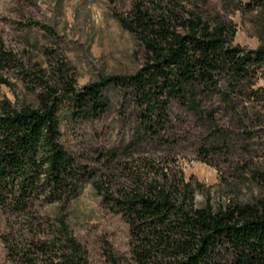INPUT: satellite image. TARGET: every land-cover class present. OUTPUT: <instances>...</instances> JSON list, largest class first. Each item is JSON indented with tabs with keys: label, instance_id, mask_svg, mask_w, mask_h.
I'll return each instance as SVG.
<instances>
[{
	"label": "rangeland",
	"instance_id": "1",
	"mask_svg": "<svg viewBox=\"0 0 264 264\" xmlns=\"http://www.w3.org/2000/svg\"><path fill=\"white\" fill-rule=\"evenodd\" d=\"M140 3L152 15L191 12L210 25L219 21L244 51L264 46V0H0V104L35 106L36 78L49 81L59 68L76 90L134 75L149 55L120 19ZM219 88L198 93L196 106L171 99L163 128L150 131L131 89L107 85V109L93 118L73 115L64 99L61 143L86 171L85 183L68 202H41L31 216L0 209V264H57L68 253L65 235L80 245L83 264H130L129 226L106 196L138 181L183 179L199 207L264 203V67L230 103L225 83Z\"/></svg>",
	"mask_w": 264,
	"mask_h": 264
},
{
	"label": "trees",
	"instance_id": "2",
	"mask_svg": "<svg viewBox=\"0 0 264 264\" xmlns=\"http://www.w3.org/2000/svg\"><path fill=\"white\" fill-rule=\"evenodd\" d=\"M173 11L152 15L135 4L120 25L142 43L149 60L128 77L115 76L76 90L61 68L53 78L37 77L35 106L0 104V209L31 216L37 204L68 202L81 191L86 171L61 143L58 111L64 99L73 115L93 118L107 109L103 89H131L144 109V126L163 128L168 102L196 106L198 93L221 91L230 103L241 86L264 67V46L244 51L232 46L231 29L210 25L197 14ZM181 23L183 33L176 30ZM10 58L3 57L2 60ZM232 93V94H231ZM195 188L183 179L151 178L106 196L129 226L130 264H264V203L199 207ZM67 255L57 264H83L80 245L65 235ZM28 264H35L27 259Z\"/></svg>",
	"mask_w": 264,
	"mask_h": 264
}]
</instances>
